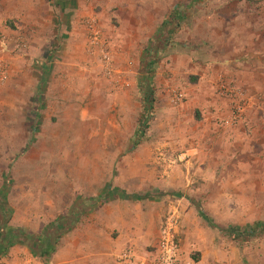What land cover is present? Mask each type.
I'll use <instances>...</instances> for the list:
<instances>
[{
  "label": "rangeland",
  "instance_id": "rangeland-1",
  "mask_svg": "<svg viewBox=\"0 0 264 264\" xmlns=\"http://www.w3.org/2000/svg\"><path fill=\"white\" fill-rule=\"evenodd\" d=\"M238 30L247 54L258 32L264 47V0H0L6 226L36 239L52 232L58 242L64 202L110 189L98 210L124 228L123 246L137 260L154 263L174 213L185 257L264 264V128L246 118L264 101L226 128L232 105L217 94L225 78L210 98L195 71L214 51L231 50ZM93 31L107 42L108 61L94 54ZM232 227L239 238L226 234Z\"/></svg>",
  "mask_w": 264,
  "mask_h": 264
},
{
  "label": "crops",
  "instance_id": "crops-1",
  "mask_svg": "<svg viewBox=\"0 0 264 264\" xmlns=\"http://www.w3.org/2000/svg\"><path fill=\"white\" fill-rule=\"evenodd\" d=\"M260 33L258 32V41L254 42V37L250 39V42L254 43L255 46L250 50V53L247 54L244 51L246 42L240 43L241 37L238 30L237 35L233 38L230 37L231 39L227 42V46L231 50L223 54L214 51L211 53V55L216 54L214 59L207 60L208 64L200 69L199 66L196 67L195 71L201 76L202 82L211 85L208 88V93L207 91L205 93L208 97L215 96L214 82L220 80L221 77H224V81L227 83H233L248 90L250 94L264 90V47L259 45L263 39L260 37ZM243 57L248 58V60H244ZM174 61H177V59H174ZM150 64L146 63V67L148 68ZM47 69L45 68L46 73ZM141 72L143 73L142 66ZM145 76V74H140L142 81L148 79ZM19 80H21L20 75L16 81ZM200 95L204 94L201 92ZM256 95L254 94L252 97L248 95L252 98L250 105L252 103L256 104ZM252 109L247 112L246 118L249 119L251 125H261L260 127L264 128V111H254ZM103 192V194L93 195L88 199L78 198L77 202L71 207L66 205L67 202H64V237L58 240L55 252L48 258L40 256L39 252H32L26 246L17 245L11 247L7 255L0 258V264H118V257L126 250L123 246L125 230L123 227H120V230L114 227L116 226V220L111 217L110 212L102 210L101 213L98 210L101 209L98 206L101 201L98 200V197L104 195L107 198H113L114 196L110 189ZM115 229L119 233L117 238H113ZM44 234L46 235V233H41V236H44ZM157 241L154 246L157 245ZM135 264L153 263L141 258Z\"/></svg>",
  "mask_w": 264,
  "mask_h": 264
},
{
  "label": "built area",
  "instance_id": "built-area-1",
  "mask_svg": "<svg viewBox=\"0 0 264 264\" xmlns=\"http://www.w3.org/2000/svg\"><path fill=\"white\" fill-rule=\"evenodd\" d=\"M94 30V26L90 27ZM92 46L95 55L102 57L104 61L109 60V50L107 42L100 37V33L93 31ZM22 45V46H21ZM25 48L24 44L18 45ZM218 97L231 103L230 115L225 119L224 126L233 128L241 125L245 120L247 106L250 105L251 97L240 90L235 84L220 80L217 85ZM264 101V95L255 98L256 103ZM180 217L173 213L166 222L163 223L155 251L153 253V264H198L192 258L185 257L181 251L180 240ZM137 261L136 252L133 249L125 250L117 259L118 264H135Z\"/></svg>",
  "mask_w": 264,
  "mask_h": 264
},
{
  "label": "trees",
  "instance_id": "trees-1",
  "mask_svg": "<svg viewBox=\"0 0 264 264\" xmlns=\"http://www.w3.org/2000/svg\"><path fill=\"white\" fill-rule=\"evenodd\" d=\"M173 20H177V17L174 16ZM0 210V215L5 220V223H0V258L7 255L9 249L16 245L26 246L32 250V252H39L40 256L47 258L55 252L57 241L51 238L50 234L52 232H46V235L44 234V236L36 239L33 234L26 230L6 226L9 219L8 215L5 213V207ZM226 234L234 237L236 236L235 238L241 236L240 231L235 227L228 229Z\"/></svg>",
  "mask_w": 264,
  "mask_h": 264
}]
</instances>
